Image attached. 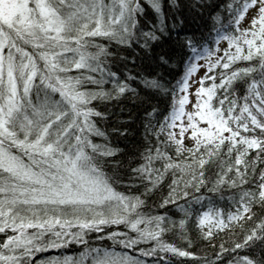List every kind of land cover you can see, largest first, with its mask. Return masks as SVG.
Wrapping results in <instances>:
<instances>
[{
	"label": "snow or ice",
	"instance_id": "obj_1",
	"mask_svg": "<svg viewBox=\"0 0 264 264\" xmlns=\"http://www.w3.org/2000/svg\"><path fill=\"white\" fill-rule=\"evenodd\" d=\"M110 48L139 53L129 59ZM238 61L249 65L234 67ZM170 62L184 68L174 83L151 70ZM190 80L196 103L185 111ZM157 97L170 98V106L159 110ZM121 102L140 107L146 142L155 137L138 152L139 162L115 160L123 150L110 136L124 137L127 128L102 126L108 106ZM161 116L156 127L152 121ZM186 135L193 141L187 148ZM172 148L187 152L183 163L169 156ZM258 163H264V0H0V264H178L175 257L264 264ZM213 168L215 179L206 180ZM170 169L181 175H173L155 207L174 205L178 220L144 211ZM209 182L212 192L229 189L234 208L226 219L215 207L201 212L177 203ZM253 220L232 251L221 243L197 257L164 239L179 228L190 244L184 235L190 221L212 240L214 229ZM89 231L122 251L89 247ZM73 241L84 245L78 257L34 259ZM241 249L253 255H232Z\"/></svg>",
	"mask_w": 264,
	"mask_h": 264
},
{
	"label": "trees",
	"instance_id": "obj_2",
	"mask_svg": "<svg viewBox=\"0 0 264 264\" xmlns=\"http://www.w3.org/2000/svg\"><path fill=\"white\" fill-rule=\"evenodd\" d=\"M216 2H220V0H216ZM195 27V25H193ZM241 27H244V22H242ZM205 31H207L205 29ZM209 39H211L209 37ZM221 40L219 42V48H220V55H223V49L221 48L222 44L227 43L226 41L222 42ZM104 42V41H101ZM222 42V43H221ZM215 46V45H214ZM227 47V46H226ZM225 47V48H226ZM110 51H116L119 55H122L124 57H128L131 59L133 53H139V49L134 50H121L119 48H110ZM178 58V57H177ZM139 63V60L137 61ZM249 65V62L247 61H238L235 63L234 67H247ZM130 67L132 65H129ZM146 68L148 67V62H145L144 65ZM153 74L160 73L163 75L164 79L167 81L175 82L178 80L182 73H183V65L177 64L176 62H170V66H155L153 69ZM209 82L205 81V86H207ZM217 84H219V81L217 80ZM237 91L243 95V90L238 85ZM177 96H179V90L177 91ZM152 103L154 105L158 106L159 110H166L168 106L171 104V99H165L162 97H157L156 99L152 100ZM108 111L110 114V119L106 121L102 126L106 127L107 129H112L116 126H121L122 128H127V135L124 137H117L115 135L110 136V139L114 146L119 147L123 150L122 155H117L115 157V160L117 161H123L126 162L129 157H134L137 159V162H139L138 152L142 151L144 147L148 146V142L152 143L154 145L155 143V137L154 135L148 138V141L146 142L145 138V132H144V123L145 121L142 119L144 113L138 107L137 105L131 103V102H121L120 104H114L108 106ZM158 119H162L161 117H157L156 119H153L152 123L159 127V124L157 123ZM119 121H125L123 124H117L114 122ZM177 131V129H176ZM178 133V132H177ZM98 139V138H97ZM161 139H164L162 136ZM192 143L187 142L184 140V146L185 148L190 147ZM169 156L172 157L173 161H180L183 163V157L187 156V152H184L182 155H178L175 153L174 148L169 149ZM254 154V153H253ZM125 163V167H126ZM159 167V163L156 165ZM257 168H264V163H258ZM109 172H112L113 169L108 168L106 169ZM218 168H213L211 170H206V176L205 179H215V175L213 174L215 171H218ZM126 174V173H121ZM173 175L176 177H180V171L178 169L176 170H169L166 174L165 180L163 182V187L159 188L155 195H149L147 198V207L144 209V211L152 210L153 214H157L159 212H166L167 215L173 217L174 219H179L181 217L180 211L172 204L167 205L164 209H157L155 207L156 204H158L163 196L167 195L168 187L171 184ZM182 186V182H181ZM212 183L209 182L207 185V188L201 187V190L199 192H196L194 189L189 188V197H181L177 203L178 204H184L186 201L187 203L192 204V207L199 211H205L209 209L210 207H215L217 209H221L224 213L225 219L227 216V213L229 210H232L234 206L230 202L229 197V189L227 185L221 186V188L217 192H212ZM120 191H125V189L121 188ZM135 191V189H133ZM142 191V189H141ZM192 197H203L202 200L198 199L195 202L192 201ZM259 215H264V213H261L259 209H256ZM257 217V218H258ZM243 224V227H241V224H238L236 222L231 223V227H226L223 230H213L214 231V237L212 240L205 239L201 236L200 232L197 230L195 224L193 222H189L186 226V230L184 232V235L188 236V240L190 241V244L187 243L181 234V230L179 228L174 229L172 232H169L165 234L164 239L167 242L176 244L179 247H185L189 250L193 251L197 257H202L206 254H212L217 251H219V245L223 243L225 248H228L229 251H232V243L234 240H238L241 238V234L243 231H246L248 228H250L254 223L255 220L251 222H241ZM75 225L72 226L71 229H67L68 231L74 230ZM59 230V228H57ZM206 230V228H205ZM31 231V229L29 230ZM11 234V233H10ZM2 235V234H0ZM103 233H97L95 231H89L87 232V235L84 236V240L87 241V245L89 247H109L114 248L116 252L122 251V248L118 245H114L112 241L108 240L107 238L103 240L97 239L98 237L102 236ZM215 245V247L213 246ZM84 245L78 244L73 242H69L65 245H63L60 248L57 249H45L41 253H37L36 257L34 259H42L46 260L50 257H60L63 258L65 256L70 257H78L79 254L83 251ZM259 248L253 250V252H258ZM253 252L246 251L244 249H241L238 253L232 252V255H253ZM174 260L178 261V264H203L201 260L193 259V258H179L175 257ZM89 264H91V260L89 259Z\"/></svg>",
	"mask_w": 264,
	"mask_h": 264
},
{
	"label": "rangeland",
	"instance_id": "obj_3",
	"mask_svg": "<svg viewBox=\"0 0 264 264\" xmlns=\"http://www.w3.org/2000/svg\"><path fill=\"white\" fill-rule=\"evenodd\" d=\"M247 26V21H244V27ZM224 42V41H222ZM221 42V43H222ZM227 46V43H224L222 44L221 48H225ZM204 74V69H200L196 74H195V77L196 79L199 78V76L203 75ZM197 85L192 83L191 80H190V87H189V100L188 102L186 103L185 105V111H194V108H193V105L196 103V95H195V87ZM180 121H177V124H179ZM183 123L187 124V118L184 117L183 118ZM200 123V126H206V124L204 122H199ZM177 132H178V128H177ZM185 141L187 142H190V143H193V141L191 139H189L187 137V135L185 136Z\"/></svg>",
	"mask_w": 264,
	"mask_h": 264
}]
</instances>
